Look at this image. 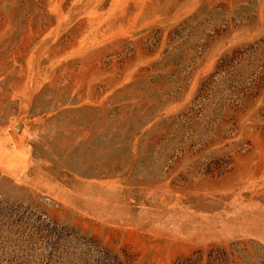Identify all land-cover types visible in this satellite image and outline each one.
I'll use <instances>...</instances> for the list:
<instances>
[{
  "label": "rangeland",
  "instance_id": "obj_1",
  "mask_svg": "<svg viewBox=\"0 0 264 264\" xmlns=\"http://www.w3.org/2000/svg\"><path fill=\"white\" fill-rule=\"evenodd\" d=\"M0 264H264V0H0Z\"/></svg>",
  "mask_w": 264,
  "mask_h": 264
},
{
  "label": "water",
  "instance_id": "obj_2",
  "mask_svg": "<svg viewBox=\"0 0 264 264\" xmlns=\"http://www.w3.org/2000/svg\"><path fill=\"white\" fill-rule=\"evenodd\" d=\"M20 126H21L20 124L17 125V126L15 127V129L18 130Z\"/></svg>",
  "mask_w": 264,
  "mask_h": 264
}]
</instances>
